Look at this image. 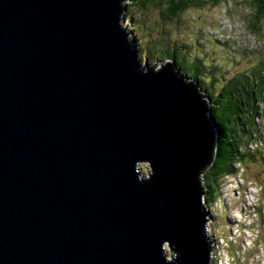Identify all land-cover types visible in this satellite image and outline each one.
Returning a JSON list of instances; mask_svg holds the SVG:
<instances>
[{
  "label": "water",
  "instance_id": "obj_1",
  "mask_svg": "<svg viewBox=\"0 0 264 264\" xmlns=\"http://www.w3.org/2000/svg\"><path fill=\"white\" fill-rule=\"evenodd\" d=\"M127 1L0 0V264H211V102Z\"/></svg>",
  "mask_w": 264,
  "mask_h": 264
},
{
  "label": "rangeland",
  "instance_id": "obj_2",
  "mask_svg": "<svg viewBox=\"0 0 264 264\" xmlns=\"http://www.w3.org/2000/svg\"><path fill=\"white\" fill-rule=\"evenodd\" d=\"M203 1L204 6L189 8L180 15L179 20L174 21L167 20L163 8L155 9V6L140 15L131 13L129 6L132 1H127L125 25L129 24L126 26L128 32L134 31L130 38L137 44L140 61L143 63L148 58L143 53L149 47L146 42L167 45L166 40L170 38L180 44L186 41L193 44L189 50L179 51L181 57L186 53L190 55L188 60H191L197 55L203 58V62L224 70L228 74L227 78L238 72L250 71L264 59V18L259 22L260 31L253 34L246 23L254 13L252 0H227L219 5H214L212 0ZM173 42L170 41L171 44ZM243 49L249 50V53H241ZM262 80L264 90V77ZM257 127L260 128V137L264 139L261 119L257 120ZM257 162V157L251 159L248 165H242L244 169H237L234 176L219 180L220 183L227 182V186L219 201L210 205L212 215L217 217L213 223L214 217L211 216L209 222V235L213 242L212 264H219L220 261L224 264V260L230 264H264V227L261 228L264 224V176L261 178L263 171ZM226 203H232L233 206L229 214L223 208ZM249 210L256 214V223L248 230L238 232V221L241 220L239 214H247ZM245 225L249 226L248 223ZM220 232L227 237L220 238ZM224 248L225 252L222 251Z\"/></svg>",
  "mask_w": 264,
  "mask_h": 264
},
{
  "label": "trees",
  "instance_id": "obj_3",
  "mask_svg": "<svg viewBox=\"0 0 264 264\" xmlns=\"http://www.w3.org/2000/svg\"><path fill=\"white\" fill-rule=\"evenodd\" d=\"M212 1L214 5H219L227 0ZM204 5L203 0H132L129 9L131 13L140 15L152 6H155V9L163 8L167 20L174 21L179 20L180 15L187 9ZM252 7L254 13L246 23L249 32L253 34L260 31L259 22L264 18V0H252ZM166 41L167 45L160 46L156 42H146L149 47H146L143 53L147 54L150 63L165 60L175 62L181 69V74L187 76L188 81L194 82L205 98L210 99L212 117L218 125V142L210 163L203 169L205 209L210 210V205L219 201L227 186V182L220 183L219 180L234 176L237 169H244L243 164L248 165L251 159L255 160L257 157V163L263 171L260 176H264V139L260 137V128L257 127L258 119L262 120L264 126V59L250 71L238 72L227 78L228 74L224 70L203 62V58L197 55L191 60H188L190 55L186 53L181 57L179 51L189 50V47L193 46L190 41L181 43L184 45L171 38ZM170 41L174 42L171 44ZM248 51L240 50L244 54L249 53ZM223 208L229 214L233 206L226 203ZM211 216L214 217L213 223L216 222L217 217L212 213ZM263 227L264 224L261 225V228ZM223 234L219 233L222 239L227 237Z\"/></svg>",
  "mask_w": 264,
  "mask_h": 264
},
{
  "label": "built area",
  "instance_id": "obj_4",
  "mask_svg": "<svg viewBox=\"0 0 264 264\" xmlns=\"http://www.w3.org/2000/svg\"><path fill=\"white\" fill-rule=\"evenodd\" d=\"M239 176L241 177V174H239ZM239 186V185H238ZM238 188V187H236ZM256 205V203H255ZM252 209L254 210V208L252 207ZM253 210H249L247 212V214H239L241 216V220L238 221V232H244L245 230H248L249 227H251L252 224L256 223V217H255V213H253ZM248 223L249 226H246L245 224ZM255 225V224H254ZM253 227V226H252ZM259 227V226H257ZM210 228L209 227V231H210ZM226 241V240H225ZM222 251H226L225 248L222 249ZM234 258V257H233ZM224 264H230L228 262H225L224 260Z\"/></svg>",
  "mask_w": 264,
  "mask_h": 264
},
{
  "label": "bare ground",
  "instance_id": "obj_5",
  "mask_svg": "<svg viewBox=\"0 0 264 264\" xmlns=\"http://www.w3.org/2000/svg\"><path fill=\"white\" fill-rule=\"evenodd\" d=\"M128 26H129V24H127ZM132 32H134V31H132ZM228 179V178H227ZM232 204V203H231ZM204 205H206V203H205V201H204ZM211 210V209H210ZM209 209H207V211L210 213V212H212V210L210 211ZM240 214H242V213H240ZM210 220H211V213H210ZM210 222V221H209ZM238 229V228H237ZM223 241V240H222ZM213 243V242H212ZM224 244V243H223ZM211 258H212V255H211ZM218 258V257H217ZM221 259V258H220ZM223 261H220L219 262V264H221ZM213 262H211V264H212ZM218 264V263H217Z\"/></svg>",
  "mask_w": 264,
  "mask_h": 264
}]
</instances>
